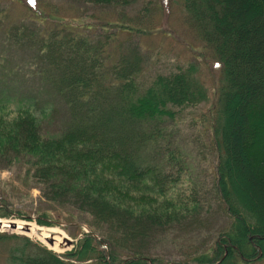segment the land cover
I'll use <instances>...</instances> for the list:
<instances>
[{"label": "trees", "instance_id": "1", "mask_svg": "<svg viewBox=\"0 0 264 264\" xmlns=\"http://www.w3.org/2000/svg\"><path fill=\"white\" fill-rule=\"evenodd\" d=\"M77 1L124 7L135 0ZM184 1L215 53L223 77L212 108L217 156L214 188L231 219L228 230L194 262L264 261V156L252 165L242 156L248 136L256 134L264 140V0ZM28 17L43 22L37 16ZM113 26L120 30L118 24ZM56 28L36 39L35 32L15 27L7 45L35 49L41 63L39 77L49 85L50 95L65 103L69 122L61 134L43 135V123L53 105L41 106L29 95L18 97L14 89L8 91L0 109L14 104L16 117L0 116V169L27 160L26 179L35 181L45 201L74 206L108 227L84 235L73 255H68L71 258L66 257L69 260L20 239L6 264H175L149 259L133 247L141 248L137 243L145 244L188 211L186 204L173 198L176 179L170 171L184 170L186 162L170 149L159 124L165 117L173 118L171 107L204 102L207 91L193 78V67L157 75L141 88L136 55L104 63L102 44L94 46L79 38L75 32L79 28L69 24ZM13 76L4 83L10 84ZM134 191L158 197L161 204L134 213L120 202ZM121 251H126L123 258Z\"/></svg>", "mask_w": 264, "mask_h": 264}, {"label": "rangeland", "instance_id": "2", "mask_svg": "<svg viewBox=\"0 0 264 264\" xmlns=\"http://www.w3.org/2000/svg\"><path fill=\"white\" fill-rule=\"evenodd\" d=\"M33 15L43 22L30 21L28 16ZM195 21L185 8L184 0H135L124 7L77 0H0V80H3L0 81V100H5V95L9 97L8 91L14 89L16 96L29 95L28 98L39 100L41 106L51 103L53 112L43 123V135L61 134L69 122V110L64 102L50 95L49 85L40 78L41 63L33 51L35 49L8 48V35L15 27H25L29 32H35L36 39H40L41 33L46 35L55 31L59 24H69L75 29L79 28L75 31L79 32V38L86 39L94 46L103 45L101 54L104 63L115 62L122 55H136L140 61L138 80L141 88L157 75L194 68L192 76L207 91L206 100L193 107H171L173 118L165 117L159 124L170 149L185 159L184 170L175 167L170 171L174 175L172 178L176 179L173 198L186 204L188 211L182 213L184 217L181 220L153 234L145 244L137 243L141 248L133 247L149 259L175 264H195L194 258L206 252L231 224L214 188L217 156L213 143L215 116L212 108L223 77L216 55ZM114 24H118L120 30ZM12 74L11 83L6 85L4 82L9 81ZM1 108L0 116L6 119L16 117L14 104ZM247 138L242 156L247 165H252L264 156V140L256 134ZM254 152L256 155H253ZM27 166L29 162L24 159L0 169V219L28 222L46 229L55 228L73 243L62 253H56L40 239L15 230H0V264H6L9 252L18 246L20 239H27L55 256L69 260L67 258L71 257L68 255H73L71 251L84 235L105 231L108 226L103 222L98 223L94 216L74 206L45 201L35 181L26 179ZM146 197L148 194L134 191L120 202L123 201L134 213L161 204L158 197ZM192 208L195 209L193 213ZM103 249L108 253L105 246ZM125 255L126 251H121L120 257ZM247 264H264V261L254 260Z\"/></svg>", "mask_w": 264, "mask_h": 264}, {"label": "bare ground", "instance_id": "3", "mask_svg": "<svg viewBox=\"0 0 264 264\" xmlns=\"http://www.w3.org/2000/svg\"><path fill=\"white\" fill-rule=\"evenodd\" d=\"M0 230H15L31 238L43 241L48 248L56 253H62L69 247L70 238L55 228H42L23 221H6L0 219Z\"/></svg>", "mask_w": 264, "mask_h": 264}, {"label": "water", "instance_id": "4", "mask_svg": "<svg viewBox=\"0 0 264 264\" xmlns=\"http://www.w3.org/2000/svg\"><path fill=\"white\" fill-rule=\"evenodd\" d=\"M68 243H71L70 241Z\"/></svg>", "mask_w": 264, "mask_h": 264}]
</instances>
